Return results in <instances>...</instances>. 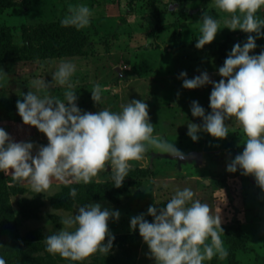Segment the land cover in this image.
<instances>
[{
	"label": "rangeland",
	"instance_id": "obj_1",
	"mask_svg": "<svg viewBox=\"0 0 264 264\" xmlns=\"http://www.w3.org/2000/svg\"><path fill=\"white\" fill-rule=\"evenodd\" d=\"M0 5V228L43 264H264V0Z\"/></svg>",
	"mask_w": 264,
	"mask_h": 264
},
{
	"label": "trees",
	"instance_id": "obj_2",
	"mask_svg": "<svg viewBox=\"0 0 264 264\" xmlns=\"http://www.w3.org/2000/svg\"><path fill=\"white\" fill-rule=\"evenodd\" d=\"M3 5H0V9ZM55 26L61 28L60 24L57 23ZM58 28L50 29L49 38L47 39V44L45 46L46 53L49 50H55L63 47V41L59 37L60 30L58 32ZM18 116L15 117L19 119H25L24 114L18 113ZM85 185L83 184L81 187L87 188L89 190V195L86 199L92 197H108V195H115V188H111L109 183L106 185ZM115 186V185H114ZM103 187V188H102ZM69 203V202H68ZM26 206L23 208L21 212V216L23 218H28L32 216L37 209L38 201L31 200L28 201ZM16 222L14 218H11L7 221V223H2L0 228V264H43L40 263L37 259H35L31 253L38 250L40 248V239L42 238V234L37 231L30 232L24 238H20L12 233L15 228ZM238 240V247L243 245V239L236 235Z\"/></svg>",
	"mask_w": 264,
	"mask_h": 264
},
{
	"label": "water",
	"instance_id": "obj_3",
	"mask_svg": "<svg viewBox=\"0 0 264 264\" xmlns=\"http://www.w3.org/2000/svg\"><path fill=\"white\" fill-rule=\"evenodd\" d=\"M115 70L117 71L118 74H121L120 68L116 67ZM216 110H218V107L216 108ZM173 157L177 158L179 163L185 162V161H190L193 158H195L198 163H200L202 161V154L200 152H190L186 155L175 154V155H173Z\"/></svg>",
	"mask_w": 264,
	"mask_h": 264
}]
</instances>
